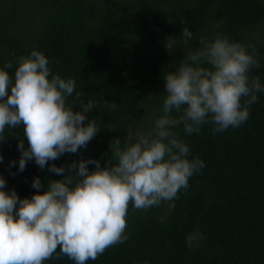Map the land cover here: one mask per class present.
<instances>
[{"label":"trees","instance_id":"obj_1","mask_svg":"<svg viewBox=\"0 0 264 264\" xmlns=\"http://www.w3.org/2000/svg\"><path fill=\"white\" fill-rule=\"evenodd\" d=\"M184 27L194 34L191 48L216 31L254 46L260 67L251 75L264 83V0H0V64L10 61L11 74L17 56L41 49L54 73L75 79L69 97L80 94L75 108L81 99L95 102L87 116L98 121L96 135L77 153L49 164L67 169L72 161L91 157L103 167L115 137L134 138L143 119L151 123L162 114L164 71L184 58L180 46L169 51L165 40L180 39ZM212 127L204 124L191 135L175 129L190 146V158L205 162L179 192L175 208L166 202L147 211L129 206L128 239L87 264H264V94L239 127L215 134ZM5 131L0 175L9 190L30 197L34 177L45 185L48 177L59 178L34 160L18 171V139L25 147L28 141L22 125ZM12 160L17 163L10 165ZM194 229L206 239L190 249L185 236ZM44 264L74 262L59 255Z\"/></svg>","mask_w":264,"mask_h":264},{"label":"clouds","instance_id":"obj_2","mask_svg":"<svg viewBox=\"0 0 264 264\" xmlns=\"http://www.w3.org/2000/svg\"><path fill=\"white\" fill-rule=\"evenodd\" d=\"M193 38L187 27L180 39L166 38V49L180 46L184 58L173 61L174 70L164 71L162 114L146 129H137L134 138L128 135L122 142L115 137L103 167L91 157L72 161L67 169L49 164L64 153H77L99 130L97 119L87 116L95 102L81 99L75 108L78 92L69 100L75 79L54 73L38 48L17 56L11 74L10 61L0 64V143L8 137L6 127L22 125L28 144L18 139V171L34 160L59 177H48L46 185L34 177L36 191L21 198L0 175V264H44L59 255L87 264L128 239L129 206L147 211L166 202L175 208L179 192L205 167L201 158H190V146L175 129L191 135L199 134L204 124L213 125L214 134L239 127L264 94L261 78L251 75L260 67L254 46L219 31L200 36L196 48L189 47ZM204 239L194 229L185 244L198 248Z\"/></svg>","mask_w":264,"mask_h":264},{"label":"rangeland","instance_id":"obj_3","mask_svg":"<svg viewBox=\"0 0 264 264\" xmlns=\"http://www.w3.org/2000/svg\"><path fill=\"white\" fill-rule=\"evenodd\" d=\"M158 65L163 66L164 65V62L163 61H162V63L159 62ZM152 89L153 90H157L155 88V86H153ZM150 124H151L150 123V119H143L141 121V125H139L137 129H141V130L146 129L148 126H150Z\"/></svg>","mask_w":264,"mask_h":264}]
</instances>
